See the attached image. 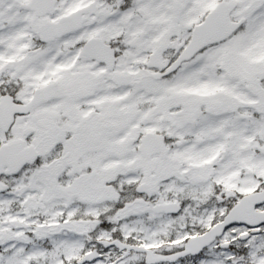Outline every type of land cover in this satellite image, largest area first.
Listing matches in <instances>:
<instances>
[{"label": "snow or ice", "instance_id": "1", "mask_svg": "<svg viewBox=\"0 0 264 264\" xmlns=\"http://www.w3.org/2000/svg\"><path fill=\"white\" fill-rule=\"evenodd\" d=\"M0 264H264V0H0Z\"/></svg>", "mask_w": 264, "mask_h": 264}]
</instances>
